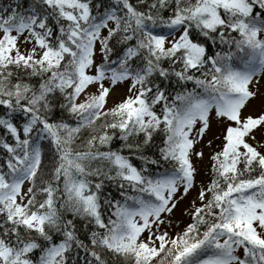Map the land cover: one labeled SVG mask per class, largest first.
Segmentation results:
<instances>
[{
	"label": "snow or ice",
	"instance_id": "6c2138e0",
	"mask_svg": "<svg viewBox=\"0 0 264 264\" xmlns=\"http://www.w3.org/2000/svg\"><path fill=\"white\" fill-rule=\"evenodd\" d=\"M262 76L264 0L0 3V264H264Z\"/></svg>",
	"mask_w": 264,
	"mask_h": 264
},
{
	"label": "rangeland",
	"instance_id": "374dc122",
	"mask_svg": "<svg viewBox=\"0 0 264 264\" xmlns=\"http://www.w3.org/2000/svg\"><path fill=\"white\" fill-rule=\"evenodd\" d=\"M257 87H259L262 91H264V76H262L258 82H257ZM126 94V87L125 85L121 84L120 86L116 87L110 94L109 97V104L113 103L114 101H119L123 95ZM204 151L207 153L208 148L205 144L204 146ZM207 163V156L205 157V160L199 164V167L201 169V176L204 175V165ZM200 177H198L199 179ZM191 197L188 198L190 200ZM187 205V201L182 203L179 208L176 210V219L178 220H183L185 217L183 216V208ZM179 230L178 228L175 227V224L172 229H169V231H176Z\"/></svg>",
	"mask_w": 264,
	"mask_h": 264
},
{
	"label": "trees",
	"instance_id": "16d2710c",
	"mask_svg": "<svg viewBox=\"0 0 264 264\" xmlns=\"http://www.w3.org/2000/svg\"><path fill=\"white\" fill-rule=\"evenodd\" d=\"M8 0H0V3H7Z\"/></svg>",
	"mask_w": 264,
	"mask_h": 264
}]
</instances>
